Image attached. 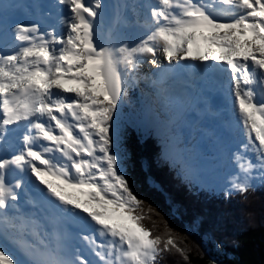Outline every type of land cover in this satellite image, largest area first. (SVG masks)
<instances>
[{"label":"snow or ice","instance_id":"6c2138e0","mask_svg":"<svg viewBox=\"0 0 264 264\" xmlns=\"http://www.w3.org/2000/svg\"><path fill=\"white\" fill-rule=\"evenodd\" d=\"M18 7L0 0V264H187V235L134 190L127 126L156 137L190 191L264 188V0H34L27 19ZM198 81L219 104L193 96Z\"/></svg>","mask_w":264,"mask_h":264},{"label":"trees","instance_id":"16d2710c","mask_svg":"<svg viewBox=\"0 0 264 264\" xmlns=\"http://www.w3.org/2000/svg\"><path fill=\"white\" fill-rule=\"evenodd\" d=\"M127 143L132 152L128 172L133 180L134 190L161 213L169 226L182 235H187L186 243L192 246L187 264H209L212 258L218 264H264V188L250 192L247 200L240 197L238 204L234 201L222 202L206 195L202 200L197 199L184 184L178 186L175 179L157 164L149 162L148 170L144 168L145 154L147 157L149 155L148 148H144L145 152L142 151L135 135H129ZM150 176H153L162 190L149 183ZM214 200L219 201L211 204ZM169 201L177 205L176 216L170 214ZM236 206L240 208L239 211ZM193 214L204 215L201 231L211 234L213 243L209 241L207 246L202 247L198 244L202 234L185 233L184 223ZM217 243L221 244L218 251L215 250ZM172 261L177 262V259L173 258Z\"/></svg>","mask_w":264,"mask_h":264},{"label":"rangeland","instance_id":"374dc122","mask_svg":"<svg viewBox=\"0 0 264 264\" xmlns=\"http://www.w3.org/2000/svg\"><path fill=\"white\" fill-rule=\"evenodd\" d=\"M126 109L127 110H129L127 107H124V110L126 111ZM131 109H134V108H131ZM136 112V111H135ZM129 113V112H128ZM130 117H132V116H130ZM134 119V118H133ZM255 197H257L258 198V196H255ZM262 201H264V200H262ZM263 204H264V202H263ZM248 207H249V205H247ZM263 212V216H264V211H262ZM146 223H147V221H146ZM212 235L211 234H209L208 236H207V240H209V241H211L212 243H213V241H212ZM197 241V240H196ZM201 242H199L198 244H200V245H202V247H203V244L204 245H206L205 243H204V241L201 239L200 240ZM215 246H216V244H215ZM215 250H219V249H217V247H216V249ZM173 258H176L177 259V262H173L172 261V259ZM168 261H169V263H168ZM180 261V262H179ZM160 264H185V262L184 261H181V259H178V256H173V255H165L164 256V258L160 261Z\"/></svg>","mask_w":264,"mask_h":264},{"label":"bare ground","instance_id":"6f19581e","mask_svg":"<svg viewBox=\"0 0 264 264\" xmlns=\"http://www.w3.org/2000/svg\"><path fill=\"white\" fill-rule=\"evenodd\" d=\"M17 1L20 3V0H17ZM19 6H20V4H19ZM18 12H19V7L16 9L17 16H18ZM18 18H19V16H18ZM142 67H143V65L141 66V71L143 70ZM142 72H143V71H142ZM209 90H212V91H213L211 94H215V96H214V95L212 96V99H214V100H217V99H218V101H219V100H220V95H219V93L216 91V88H214V85H208V86L205 87L204 89H200L199 92H200V91H203L204 94L208 96V95H210V94H209ZM126 111L129 112L130 116H132L133 118L135 117V115H136V113H137V112H135V109H131V110H127V109H126ZM130 112H131L132 114H131Z\"/></svg>","mask_w":264,"mask_h":264},{"label":"water","instance_id":"95a60500","mask_svg":"<svg viewBox=\"0 0 264 264\" xmlns=\"http://www.w3.org/2000/svg\"><path fill=\"white\" fill-rule=\"evenodd\" d=\"M129 167H131V163H130Z\"/></svg>","mask_w":264,"mask_h":264}]
</instances>
